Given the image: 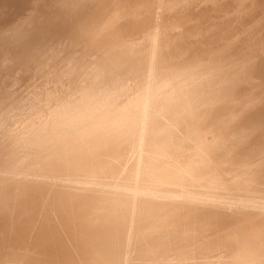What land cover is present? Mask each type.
<instances>
[{"label": "bare ground", "instance_id": "bare-ground-1", "mask_svg": "<svg viewBox=\"0 0 264 264\" xmlns=\"http://www.w3.org/2000/svg\"><path fill=\"white\" fill-rule=\"evenodd\" d=\"M0 264H264V0H0Z\"/></svg>", "mask_w": 264, "mask_h": 264}]
</instances>
